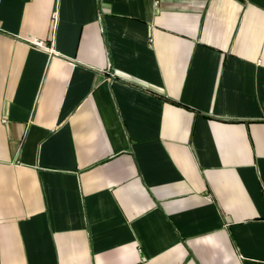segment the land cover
I'll return each instance as SVG.
<instances>
[{"label":"crops","instance_id":"crops-1","mask_svg":"<svg viewBox=\"0 0 264 264\" xmlns=\"http://www.w3.org/2000/svg\"><path fill=\"white\" fill-rule=\"evenodd\" d=\"M0 29V264H264V0H0Z\"/></svg>","mask_w":264,"mask_h":264},{"label":"built area","instance_id":"built-area-1","mask_svg":"<svg viewBox=\"0 0 264 264\" xmlns=\"http://www.w3.org/2000/svg\"><path fill=\"white\" fill-rule=\"evenodd\" d=\"M1 30V29H0ZM31 43L36 46L37 48L39 49H44L46 50L47 52H49L50 54H54V49L53 48H49L45 42H42V41H31Z\"/></svg>","mask_w":264,"mask_h":264}]
</instances>
